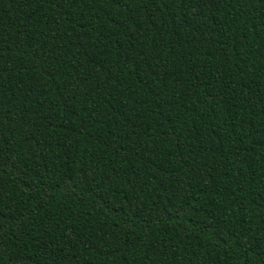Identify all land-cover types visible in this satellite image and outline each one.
Segmentation results:
<instances>
[{"label":"trees","instance_id":"trees-1","mask_svg":"<svg viewBox=\"0 0 264 264\" xmlns=\"http://www.w3.org/2000/svg\"><path fill=\"white\" fill-rule=\"evenodd\" d=\"M0 264H264V0H0Z\"/></svg>","mask_w":264,"mask_h":264},{"label":"snow or ice","instance_id":"snow-or-ice-1","mask_svg":"<svg viewBox=\"0 0 264 264\" xmlns=\"http://www.w3.org/2000/svg\"><path fill=\"white\" fill-rule=\"evenodd\" d=\"M148 2V0H145V3H147ZM189 2H192V0H189Z\"/></svg>","mask_w":264,"mask_h":264}]
</instances>
